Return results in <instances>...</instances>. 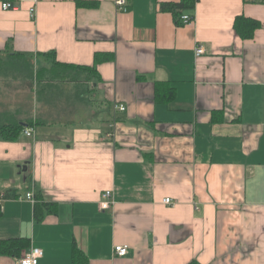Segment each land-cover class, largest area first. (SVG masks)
<instances>
[{
	"label": "crops",
	"instance_id": "crops-1",
	"mask_svg": "<svg viewBox=\"0 0 264 264\" xmlns=\"http://www.w3.org/2000/svg\"><path fill=\"white\" fill-rule=\"evenodd\" d=\"M78 1L0 10V61L48 70L41 57L91 67L113 55L92 96L52 71L31 109L11 92L18 83L0 88V124L35 130L0 139V196H16L0 198V242H29L17 257L0 251V264L35 249L39 264H264V4L199 0L193 23L177 26L160 4L180 0H131L126 13ZM238 16L260 21L253 39L236 34ZM156 82L174 101L155 100ZM105 191L114 204L101 211ZM36 192L54 206L41 222L25 198Z\"/></svg>",
	"mask_w": 264,
	"mask_h": 264
},
{
	"label": "trees",
	"instance_id": "trees-1",
	"mask_svg": "<svg viewBox=\"0 0 264 264\" xmlns=\"http://www.w3.org/2000/svg\"><path fill=\"white\" fill-rule=\"evenodd\" d=\"M128 3L131 0H127ZM0 2L11 3L12 5H16L18 0H0ZM199 0H180L179 2H163L160 4V11L165 13H170L175 21L177 26H183L181 22V17L185 13L191 15L194 12ZM95 3L90 1H78L77 5L82 7H92ZM130 7V6H129ZM192 19H194V14L191 15ZM261 27V23L258 20L251 19L245 16H238L234 21V30L236 34L242 40H251L255 36V32ZM49 56V55H48ZM52 57V56H50ZM113 59L112 54H97L95 56V64L93 66H75L71 64H63L57 61L56 58L53 59V70L52 75L61 79L63 77L66 79L65 75L68 69H83L89 71L92 75L93 79L98 80L99 75L97 72V65L101 64L105 61H110ZM55 70V71H54ZM98 83V82H97ZM176 96L175 88L169 82H156L155 84V100L158 103H171L174 101ZM33 123L24 125V124H0V139L6 141H16L21 137L25 127H31ZM2 196V197H1ZM0 198H12L16 197L12 194H2ZM35 207H34V216L36 221L41 222L47 215L48 209L51 210L54 206L42 203V197L39 192H36L35 195ZM0 216H1V204H0ZM29 242L27 239H12V240H3L0 242V251L2 255L5 256H14L17 257L20 253L27 249ZM75 260L80 258L79 251L75 248L74 251ZM189 264H198L197 262H191Z\"/></svg>",
	"mask_w": 264,
	"mask_h": 264
},
{
	"label": "rangeland",
	"instance_id": "rangeland-1",
	"mask_svg": "<svg viewBox=\"0 0 264 264\" xmlns=\"http://www.w3.org/2000/svg\"><path fill=\"white\" fill-rule=\"evenodd\" d=\"M33 59V58H32ZM42 60L46 63H52L53 64V58L48 57H41ZM27 61V60H26ZM34 60L28 59V65L29 68H25V65L23 63V59H20L14 62H10L5 57L1 58L0 61V88L1 91L4 92L6 84L16 82L18 83L19 88L13 89L11 92L16 96V99L25 100L26 98L29 99V106L28 108L25 107L23 104L19 105L22 108L25 109H31L33 108V99L37 101V98L39 97V92L44 91L43 87L47 84H50L51 82H38L45 80V78L48 79V76L44 73V71L51 72L52 69L46 70V66L37 67ZM43 62V64H44ZM55 71V70H54ZM68 77L65 76L68 79L73 78L76 84V87L79 88V91L77 93L78 97H84L89 95L88 93L92 90V84L97 83L96 79L94 80L92 75L89 73V71L83 70V69H68L67 72ZM50 75V74H49ZM55 80V77H53ZM62 78V77H61ZM59 79V78H57ZM67 83V82H64ZM62 84V82H60ZM15 85V84H12ZM10 84V86H12ZM11 88V87H10ZM87 90L89 91L87 93ZM9 91V90H8ZM89 96H92V93H90ZM15 98V97H14ZM16 108V106H15ZM23 136V135H22Z\"/></svg>",
	"mask_w": 264,
	"mask_h": 264
},
{
	"label": "built area",
	"instance_id": "built-area-1",
	"mask_svg": "<svg viewBox=\"0 0 264 264\" xmlns=\"http://www.w3.org/2000/svg\"><path fill=\"white\" fill-rule=\"evenodd\" d=\"M245 1L249 4H264V0H245ZM113 2L117 6L119 12L126 13L130 9L129 3L127 0H113ZM16 8L17 6L12 5L11 3L0 2V10L7 11V10H15ZM30 13L32 17V14L34 13V9H31ZM193 21L194 19H192V16L188 13H185L181 17V22L185 26L191 25ZM204 52L205 51L203 47H199L196 51L197 55H201ZM124 110L125 109L122 106L119 107V111H124ZM22 135H24L27 138H35V130L32 127H27L24 129ZM25 198L29 200L30 202L35 203V198L32 193H27ZM164 202L166 204H170L171 200L166 199L164 200ZM113 204H114V200H113L112 192L105 191L101 195V200L99 202V209L101 211L109 210L113 206ZM127 251H128L127 248L124 246H117L115 248V254L116 256H119V257L126 256ZM42 257H43L42 250L40 249L31 250L26 255H24L22 258L18 259L15 264H39V261Z\"/></svg>",
	"mask_w": 264,
	"mask_h": 264
}]
</instances>
